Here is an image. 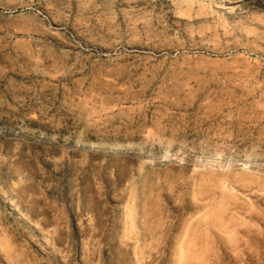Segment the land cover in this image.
I'll return each instance as SVG.
<instances>
[{
  "label": "rangeland",
  "instance_id": "rangeland-1",
  "mask_svg": "<svg viewBox=\"0 0 264 264\" xmlns=\"http://www.w3.org/2000/svg\"><path fill=\"white\" fill-rule=\"evenodd\" d=\"M0 264H264V0H0Z\"/></svg>",
  "mask_w": 264,
  "mask_h": 264
},
{
  "label": "bare ground",
  "instance_id": "bare-ground-1",
  "mask_svg": "<svg viewBox=\"0 0 264 264\" xmlns=\"http://www.w3.org/2000/svg\"><path fill=\"white\" fill-rule=\"evenodd\" d=\"M93 143H91L89 146L90 147H94V146H96V145H92ZM96 144V143H95ZM98 144V143H97ZM98 147L100 146V147H103L104 145H102L101 143H99L98 145H97ZM177 158V157H176ZM172 159H173V161H175L176 159H175V157H172ZM216 159H218V158H216ZM218 161V160H217ZM216 160H213V159H207V162H206V164H213V163H219V161L217 162ZM251 164H253L252 165V167L253 168H257L259 165L258 164H255V163H251Z\"/></svg>",
  "mask_w": 264,
  "mask_h": 264
}]
</instances>
